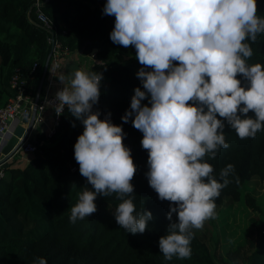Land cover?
Returning <instances> with one entry per match:
<instances>
[{"label": "clouds", "instance_id": "9594fccd", "mask_svg": "<svg viewBox=\"0 0 264 264\" xmlns=\"http://www.w3.org/2000/svg\"><path fill=\"white\" fill-rule=\"evenodd\" d=\"M103 14L115 17L112 43L133 46L143 66L136 76L144 91L134 89L131 110L121 120L132 117V126L143 134L148 184L161 201L170 202L160 253L166 261L189 259L191 230L216 218L215 199L234 170L228 164L218 182L204 157L214 159L220 148L229 147L226 125L240 139L264 130V66L248 64L253 50L245 42L255 43L264 33V18L257 15V0H107ZM71 75L70 80L59 76L64 87L55 101L60 113L66 106L83 125L74 159L93 190L82 191L69 222L94 214L98 195L116 193L122 200L116 223L128 233L142 234L153 217L148 211L136 213L131 181L137 168L123 144L126 133L92 111L102 74L76 70ZM145 99L150 107L142 105ZM38 264L47 261L39 258Z\"/></svg>", "mask_w": 264, "mask_h": 264}, {"label": "trees", "instance_id": "16d2710c", "mask_svg": "<svg viewBox=\"0 0 264 264\" xmlns=\"http://www.w3.org/2000/svg\"><path fill=\"white\" fill-rule=\"evenodd\" d=\"M106 2L47 0L43 10L67 30L61 41L71 53L87 58L96 50V63H91L89 72L101 73L100 84L105 88L100 89L98 103L92 111H99V119L108 117L126 133L123 144L130 149L137 168L131 181L136 213L151 212L153 219L142 234L133 235L120 228L114 214L122 200L113 193L97 196L94 201L97 211L91 216L69 222L71 208L78 203L79 195L85 188L93 189L80 175L74 159V144L83 132V125L66 108L51 138L46 139L43 132L35 136L36 141L44 142L41 152L25 164L18 161V167L13 166L16 159L0 181V264H38L39 258H45L47 264H264V221L257 228L251 226L243 243L226 254L225 263L219 256V248L201 239L194 229L189 259L173 256L171 261H166L160 253L159 239L168 234L166 216L170 202L161 201L148 184V152L141 146L143 134L132 126V117L127 123L121 120L131 110L134 89L144 91L136 76L143 66L135 58L133 46L124 48L110 40L115 17L103 14ZM257 15L264 18V0H257ZM46 38L47 34L36 22L31 0H0V104L16 94L10 87L15 70L29 78L36 63L35 76L41 77L50 52ZM245 42L253 50L248 64L264 66V33L258 34L255 43ZM27 80L35 95V80ZM113 88L129 96H123L122 100L105 98L109 90L111 96ZM141 103L150 107L147 99ZM224 131L229 147L220 148L214 159L204 157L221 183V170L228 164L234 166L227 177L230 183L215 199L216 206L224 198L238 201L244 184L251 178L264 182V130L255 138L246 139H240L230 126L226 125ZM245 202L253 212L258 211L251 194H245ZM172 222H176L175 213Z\"/></svg>", "mask_w": 264, "mask_h": 264}, {"label": "built area", "instance_id": "2783aa9c", "mask_svg": "<svg viewBox=\"0 0 264 264\" xmlns=\"http://www.w3.org/2000/svg\"><path fill=\"white\" fill-rule=\"evenodd\" d=\"M47 0H31V8L33 10L37 24L47 34V43L50 47L49 66L40 96L36 100V95L31 90L32 87L27 79L35 80L37 91L40 82V77L35 76L38 65L35 63L31 68L29 78L22 75L19 69L15 70L10 80L11 89L15 90V96L9 98L3 105L0 106V150L8 142L13 135L18 123L24 119H30L34 115L32 128L26 138L22 141L19 138V145L8 163H14L16 159L21 161L25 157H33L36 153L41 152L40 147L44 144L43 141H36L35 136L42 133L41 127L46 125L47 111L51 114V124L43 131L46 139L51 138L59 126L61 117L66 110V106L62 113L59 112L58 102L55 101L56 93L61 91L64 85L54 84V78L57 71L60 69L62 61L70 56L71 52L65 48L61 41V36L67 34L64 27H59L43 10V5ZM94 58V53L90 55ZM16 145V146H17ZM17 161V160H16ZM23 161V160H22ZM31 161V160H30ZM29 161V162H30ZM5 177V169L3 163L0 164V181Z\"/></svg>", "mask_w": 264, "mask_h": 264}, {"label": "rangeland", "instance_id": "374dc122", "mask_svg": "<svg viewBox=\"0 0 264 264\" xmlns=\"http://www.w3.org/2000/svg\"><path fill=\"white\" fill-rule=\"evenodd\" d=\"M81 58L83 60L82 67L85 66V68H87L86 66L89 65V62L92 63L94 61V58L91 57L86 58L81 56ZM94 62L96 63V61ZM104 88L105 86L100 84V89ZM109 94L110 90L105 98L111 97L116 100H122L123 96H129L127 93H122V90L119 88H113L111 96ZM247 193L251 194L254 198L255 205L258 208L257 212H253L246 206L245 194ZM215 212V219L206 220L202 229L194 230L199 234L201 239L208 240L211 246L215 245L219 248V256L225 263L228 260L226 254L230 251L234 252L243 243L251 226L257 228L264 221V182L255 177L251 178L244 184L242 195L238 201L232 202L228 198H224L222 203L216 206ZM211 254L213 255L212 249Z\"/></svg>", "mask_w": 264, "mask_h": 264}, {"label": "water", "instance_id": "95a60500", "mask_svg": "<svg viewBox=\"0 0 264 264\" xmlns=\"http://www.w3.org/2000/svg\"><path fill=\"white\" fill-rule=\"evenodd\" d=\"M95 52H96V50L93 51V53H95ZM49 56H48L47 62L45 64V67H44V69L42 71V75L40 77V82H39V86H38L36 100H38V98L40 96L41 89H42V86H43V82H44L46 74H47V70H48V66H49ZM23 122L24 123H28L27 127L24 129L21 126H17L15 128L14 132H13V135L9 138L8 142L6 143V145L3 148H1V150H0V164L3 163V168L5 170L10 166L11 163H8L9 159L13 156V154L16 151L18 145L20 144L19 143V138H21L23 133L26 131L25 135H24V137L22 139V141H23L26 138V136L28 135V133L30 132V130L32 128V125H33V122H34V115H32L29 120L28 119H24Z\"/></svg>", "mask_w": 264, "mask_h": 264}, {"label": "crops", "instance_id": "0c3cea01", "mask_svg": "<svg viewBox=\"0 0 264 264\" xmlns=\"http://www.w3.org/2000/svg\"><path fill=\"white\" fill-rule=\"evenodd\" d=\"M93 62V61H92ZM82 63H83V60H82V58H81V55H79V54H73V53H71L70 54V56H68L66 59H64L63 61H62V64H61V67H60V69L57 71V73H56V76H55V78H54V84H56L57 86L58 85H64L63 83H61L59 80H58V78H59V76L61 75V74H65V76H66V79L67 80H70V79H72V73H74L76 70H81V71H84V72H89V69L90 68H88V67H91V62H89V65L88 66H86L87 68H85V66H83L82 67ZM3 103L4 102H2L1 104H0V106L1 105H3ZM27 124L28 123H24L23 122V120L22 121H20L19 123H18V125L17 126H21V127H23L24 129L27 127ZM50 124H51V114H50V112L49 111H47V115H46V125L45 126H43V127H41V130H42V132L44 131V130H46V128L47 127H49L50 126ZM23 160V161H22ZM20 162L22 163H27V162H29L30 160H31V157H25L24 159H22ZM15 167H18V161L16 162V164L14 165Z\"/></svg>", "mask_w": 264, "mask_h": 264}]
</instances>
